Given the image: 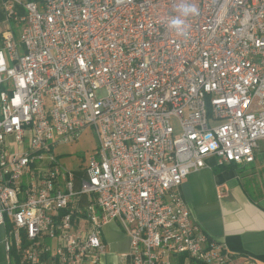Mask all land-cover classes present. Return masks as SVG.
Segmentation results:
<instances>
[{"label":"built area","instance_id":"built-area-1","mask_svg":"<svg viewBox=\"0 0 264 264\" xmlns=\"http://www.w3.org/2000/svg\"><path fill=\"white\" fill-rule=\"evenodd\" d=\"M182 2L186 36L169 28ZM0 227L14 264H250L191 220L178 188L251 164L264 140V0H2ZM18 8V9H17ZM92 129L85 166L58 147Z\"/></svg>","mask_w":264,"mask_h":264},{"label":"crops","instance_id":"crops-1","mask_svg":"<svg viewBox=\"0 0 264 264\" xmlns=\"http://www.w3.org/2000/svg\"><path fill=\"white\" fill-rule=\"evenodd\" d=\"M9 28L13 25L7 22L0 0V36ZM178 194L191 220L209 238L250 264H264V140L251 164L219 166L215 158H207L203 169L183 181ZM118 234L114 224L104 227L109 252L103 264H119V256L128 251L129 239L124 234L119 239ZM4 236L0 227V264H14L4 250Z\"/></svg>","mask_w":264,"mask_h":264},{"label":"rangeland","instance_id":"rangeland-1","mask_svg":"<svg viewBox=\"0 0 264 264\" xmlns=\"http://www.w3.org/2000/svg\"><path fill=\"white\" fill-rule=\"evenodd\" d=\"M27 1H31V0H22V2H27ZM12 25L15 34L18 35L19 28L16 27L13 23ZM96 146H97V142L94 131L92 129H87L76 142L70 143L68 145H64L62 147H58L57 157L60 166L62 168H67L70 170H75L81 166H85L88 157L94 153ZM118 233H119L118 234L119 239L121 238L123 239V236H121L123 235L121 230L118 229ZM123 243L124 242L121 243L122 246ZM107 250L109 252V248Z\"/></svg>","mask_w":264,"mask_h":264},{"label":"clouds","instance_id":"clouds-1","mask_svg":"<svg viewBox=\"0 0 264 264\" xmlns=\"http://www.w3.org/2000/svg\"><path fill=\"white\" fill-rule=\"evenodd\" d=\"M177 11L179 12L178 16L171 17L169 20V28L175 29L179 34L185 35L184 31L186 27V20L188 17H195L199 14L198 8L187 2H182L179 6Z\"/></svg>","mask_w":264,"mask_h":264}]
</instances>
